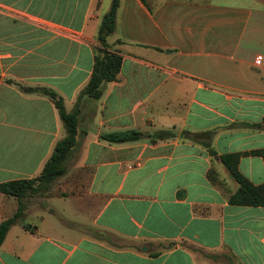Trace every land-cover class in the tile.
Here are the masks:
<instances>
[{"label": "crops", "instance_id": "crops-1", "mask_svg": "<svg viewBox=\"0 0 264 264\" xmlns=\"http://www.w3.org/2000/svg\"><path fill=\"white\" fill-rule=\"evenodd\" d=\"M146 1L120 0V71L78 99L111 0H0V183L38 175L65 135L53 102L22 87L51 88L67 111L80 102L67 171L30 198L31 227H10L0 264H264V206L229 202L238 184L219 160L239 153L240 173L264 183L252 153L264 150V0ZM126 129L176 134L99 137ZM16 208L0 193V222Z\"/></svg>", "mask_w": 264, "mask_h": 264}, {"label": "trees", "instance_id": "trees-1", "mask_svg": "<svg viewBox=\"0 0 264 264\" xmlns=\"http://www.w3.org/2000/svg\"><path fill=\"white\" fill-rule=\"evenodd\" d=\"M141 1L151 10L146 0ZM119 4L120 0H111L108 11L101 17L96 34L97 45L94 47L91 74L86 86L81 90L78 99L84 96L98 99L102 95L103 85L117 78L121 68L122 56L117 51L110 49L107 38L115 31ZM22 89L27 92H37L45 95L53 102L63 124L65 135L56 141L51 155L44 163L38 175L33 178L13 179L0 183V193L13 196L17 200V208L14 214L0 222V245L12 225L20 224L23 228L30 229L31 226L24 222L30 198L34 195H44L46 197L52 195L53 184L57 178L66 173V162L77 145L80 102L77 100L73 108L67 111L63 98L51 88L22 87ZM175 134L176 132L173 129H161L154 133H146L137 129H126L104 132L99 137L109 143H124L138 141L143 138L151 140L166 139ZM181 134L186 138L201 143L207 148L209 154H214L210 142L198 137L201 134L192 133L189 135L186 131ZM252 153L264 157V150L253 151ZM239 156V153L219 156L220 162L238 184L237 189L230 194L228 200L231 204L236 205L264 206V183L255 185L240 173L238 169ZM208 177L212 182L218 180L214 169L208 171ZM173 245V242H168L164 248H171Z\"/></svg>", "mask_w": 264, "mask_h": 264}, {"label": "rangeland", "instance_id": "rangeland-1", "mask_svg": "<svg viewBox=\"0 0 264 264\" xmlns=\"http://www.w3.org/2000/svg\"><path fill=\"white\" fill-rule=\"evenodd\" d=\"M113 37H114L113 34H111V35L108 36V38H107L108 43H109V42H112ZM51 204L53 205V207L56 208L57 214H59V212H61V211H60V207L58 206V204L55 203V202H54V204H53V203H51Z\"/></svg>", "mask_w": 264, "mask_h": 264}]
</instances>
